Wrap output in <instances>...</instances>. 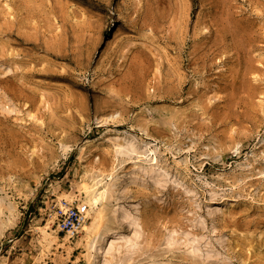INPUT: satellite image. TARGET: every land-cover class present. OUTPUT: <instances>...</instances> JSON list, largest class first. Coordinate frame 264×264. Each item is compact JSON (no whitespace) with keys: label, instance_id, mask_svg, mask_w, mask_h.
<instances>
[{"label":"rangeland","instance_id":"374dc122","mask_svg":"<svg viewBox=\"0 0 264 264\" xmlns=\"http://www.w3.org/2000/svg\"><path fill=\"white\" fill-rule=\"evenodd\" d=\"M0 264H264V0H0Z\"/></svg>","mask_w":264,"mask_h":264},{"label":"bare ground","instance_id":"6f19581e","mask_svg":"<svg viewBox=\"0 0 264 264\" xmlns=\"http://www.w3.org/2000/svg\"><path fill=\"white\" fill-rule=\"evenodd\" d=\"M137 151L134 148V144L132 142H122L120 144H117L114 147V156L117 159H121L117 164V167H122L124 165V162L126 160H130L131 156L135 154ZM124 157H126V160H124ZM128 158V159H127ZM141 160V158H139ZM153 157L149 159L150 163L153 161ZM142 169V172L144 175H148L153 181L156 183L158 182V174L151 170L150 168H147L145 166L140 167ZM119 170V169H118ZM115 169L113 170V175ZM117 172V171H115ZM114 177V176H113ZM106 178V176H105ZM104 177L96 176V177H90V179L87 178V181L83 182L81 185H79V191H80V199L81 203H84L88 206V211L86 214V219L83 221L76 232L74 234H70L65 232L64 237H59L62 240V245L64 244H73V245H81V240L83 238H86L89 233L94 229V227H101V222L103 219L102 216V209L104 206V200L107 195L108 187L111 186V182L109 183ZM113 179V178H111ZM113 182V181H112ZM119 207V206H118ZM114 214L116 215V218L119 219V221H123V223H127L129 227L134 230L132 232V237H125L124 235L120 234L118 239H124L126 238V242L129 243L128 250L131 251V249L135 246L134 239L139 235L138 229H136V221L134 220V217L131 216V213L126 210L123 206L119 207L118 209H114ZM122 223V224H123ZM47 229L42 230L43 234H47ZM55 235H57V231H53ZM113 234H115L113 232ZM117 234V233H116ZM58 237V236H57ZM117 239L116 237H111V241L107 242L105 247H102V244L97 245V250H102L103 253L109 252L113 247V242ZM88 253V249L86 250ZM85 258H88V256H85Z\"/></svg>","mask_w":264,"mask_h":264},{"label":"built area","instance_id":"2783aa9c","mask_svg":"<svg viewBox=\"0 0 264 264\" xmlns=\"http://www.w3.org/2000/svg\"><path fill=\"white\" fill-rule=\"evenodd\" d=\"M88 206L77 200H62L53 208L54 223L62 233L74 234L80 224L85 221Z\"/></svg>","mask_w":264,"mask_h":264}]
</instances>
